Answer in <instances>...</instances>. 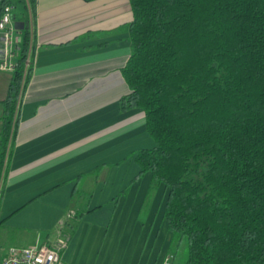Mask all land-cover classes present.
<instances>
[{
	"label": "trees",
	"instance_id": "1",
	"mask_svg": "<svg viewBox=\"0 0 264 264\" xmlns=\"http://www.w3.org/2000/svg\"><path fill=\"white\" fill-rule=\"evenodd\" d=\"M128 2L118 106L140 109L154 142L134 161L150 173L148 192L167 189L171 249L184 243L182 264H264V0ZM5 5L22 27L0 102V181L31 71L34 0Z\"/></svg>",
	"mask_w": 264,
	"mask_h": 264
},
{
	"label": "crops",
	"instance_id": "2",
	"mask_svg": "<svg viewBox=\"0 0 264 264\" xmlns=\"http://www.w3.org/2000/svg\"><path fill=\"white\" fill-rule=\"evenodd\" d=\"M130 20L128 0H34L31 71L0 181L3 252L60 243V264H182L167 189L148 192L150 173L134 161L154 146L143 113L118 106ZM10 74L0 70V102ZM67 209L80 216L56 227Z\"/></svg>",
	"mask_w": 264,
	"mask_h": 264
},
{
	"label": "built area",
	"instance_id": "3",
	"mask_svg": "<svg viewBox=\"0 0 264 264\" xmlns=\"http://www.w3.org/2000/svg\"><path fill=\"white\" fill-rule=\"evenodd\" d=\"M16 8L13 5H5L0 13V70L12 71L15 65L19 45V30L14 27L18 22L15 16ZM32 37L29 38L31 46ZM29 63V56L25 58V67ZM73 216V211L67 209L63 218L56 227L61 226L65 220ZM60 243H40L27 247L9 246L2 257L0 264H60ZM171 257L166 256L162 264H172Z\"/></svg>",
	"mask_w": 264,
	"mask_h": 264
},
{
	"label": "water",
	"instance_id": "4",
	"mask_svg": "<svg viewBox=\"0 0 264 264\" xmlns=\"http://www.w3.org/2000/svg\"><path fill=\"white\" fill-rule=\"evenodd\" d=\"M14 27L17 29V30H20L21 29V27H22V23L21 22H15L14 23Z\"/></svg>",
	"mask_w": 264,
	"mask_h": 264
},
{
	"label": "rangeland",
	"instance_id": "5",
	"mask_svg": "<svg viewBox=\"0 0 264 264\" xmlns=\"http://www.w3.org/2000/svg\"><path fill=\"white\" fill-rule=\"evenodd\" d=\"M17 11V10H16ZM15 16H16V13H15ZM17 17V16H16ZM184 244V243H183ZM17 247V246H16ZM8 248V247H7ZM183 251H184V249H183ZM183 251H182V258H181V261L183 260ZM5 252V251H4ZM4 252H3V249L2 248H0V258L2 257V255L4 254Z\"/></svg>",
	"mask_w": 264,
	"mask_h": 264
}]
</instances>
